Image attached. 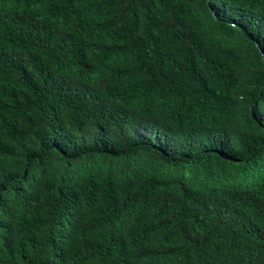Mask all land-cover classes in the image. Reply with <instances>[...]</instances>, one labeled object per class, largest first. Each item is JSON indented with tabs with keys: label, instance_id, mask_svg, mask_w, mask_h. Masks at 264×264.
<instances>
[{
	"label": "trees",
	"instance_id": "trees-1",
	"mask_svg": "<svg viewBox=\"0 0 264 264\" xmlns=\"http://www.w3.org/2000/svg\"><path fill=\"white\" fill-rule=\"evenodd\" d=\"M0 264H264V0H0Z\"/></svg>",
	"mask_w": 264,
	"mask_h": 264
}]
</instances>
